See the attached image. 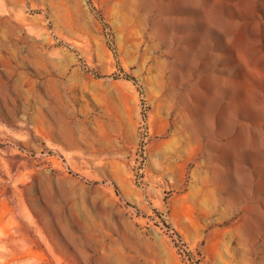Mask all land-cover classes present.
<instances>
[{
    "label": "rangeland",
    "instance_id": "obj_1",
    "mask_svg": "<svg viewBox=\"0 0 264 264\" xmlns=\"http://www.w3.org/2000/svg\"><path fill=\"white\" fill-rule=\"evenodd\" d=\"M0 264H264V0H0Z\"/></svg>",
    "mask_w": 264,
    "mask_h": 264
}]
</instances>
